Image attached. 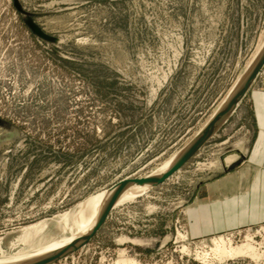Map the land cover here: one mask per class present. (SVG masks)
Returning <instances> with one entry per match:
<instances>
[{"label":"rangeland","instance_id":"374dc122","mask_svg":"<svg viewBox=\"0 0 264 264\" xmlns=\"http://www.w3.org/2000/svg\"><path fill=\"white\" fill-rule=\"evenodd\" d=\"M25 1L61 40L40 42L14 0H0V257L80 235L82 202L166 166L264 42V0ZM255 90H264V66L181 169L117 203L94 237L51 264H264V221L194 238L186 217L198 183L215 176L221 142L253 133ZM219 236L233 246L250 237L259 256L220 258Z\"/></svg>","mask_w":264,"mask_h":264},{"label":"crops","instance_id":"0c3cea01","mask_svg":"<svg viewBox=\"0 0 264 264\" xmlns=\"http://www.w3.org/2000/svg\"><path fill=\"white\" fill-rule=\"evenodd\" d=\"M251 99L253 133L247 131L237 141H231L228 134L219 145L223 150L239 144L246 159L224 172L218 158L210 174L215 176L198 183V196L186 209L191 237L212 236L264 221V90H255Z\"/></svg>","mask_w":264,"mask_h":264},{"label":"bare ground","instance_id":"6f19581e","mask_svg":"<svg viewBox=\"0 0 264 264\" xmlns=\"http://www.w3.org/2000/svg\"><path fill=\"white\" fill-rule=\"evenodd\" d=\"M255 55L256 56H254L255 58L253 59L252 63L250 64V67L248 68L246 74L243 76V78H240V80L236 84V87L234 88L232 93L226 99L223 106L218 111H222L223 108H225L226 106L228 109L232 105L233 102L237 101V98L241 97L242 90L245 87L247 81L251 78V75L257 70L256 68H258V66L260 65V63L262 62V60L264 58V42L261 45L257 54L255 53ZM226 116H227V114L223 117V119L226 118ZM205 133L206 132H203V135ZM200 136H202V134H200L199 137ZM192 143H194V141ZM192 143L187 145L188 147L186 146L184 149H182L181 153L183 151L187 150V148H189L191 145H193ZM176 156H177V154H176ZM174 160H175L174 158L171 159V161H169L166 164V166H163V168H160L158 171L154 172L153 174L158 175V174L165 172L169 168V166L173 163ZM148 188H150V185H147V184L146 185H138V186L135 184H128L124 188V191L121 194V196L119 197V199L117 200L116 204L119 202H124L126 200H132L135 197H137L139 194L146 192ZM111 193H112L111 189L104 190L102 193L96 194L95 196L87 199L86 201L82 202L79 205L81 207L78 208L79 209L78 215H80V211L83 210L85 212V221H87V225H88L81 232L80 235L76 234L74 237L71 236L67 240H66V238H64L62 240L56 239V240H53L51 242H42V243H39L38 246H36L35 248H31L30 250L17 251L16 253L10 254L8 256L3 255L2 257H0V264H25V263L37 262L41 258L48 257V255L60 253L61 249L70 247L71 245H74V244L82 241V239L85 238L90 233V231L93 229V227L96 225V222L98 221L97 219L100 216V214L102 213V211L104 210V208L106 206L105 204L107 203L109 197L111 196ZM69 217L70 216L67 213L65 215L64 221L66 222V219ZM77 217L72 218L73 219L72 221H74L76 223ZM64 221H63V223H64ZM44 226H45L44 224H41V225L37 224V225L28 227L25 231V234L23 235L25 241L33 239L35 237V235H38V233H40L43 230ZM65 226H66V223H65ZM184 233L181 234L182 240L186 239V234H184ZM223 236L213 238V243L216 245V249L218 251L217 252L218 254L217 253L216 254L219 255L220 258H225L228 256L229 257H238V256H242V255L251 256L253 258H256L259 256L258 252L256 251L255 246L251 243L250 237H248L247 241L242 243V245L233 246L230 243L231 239L226 240L225 237H223ZM185 250H187V249H185ZM211 250H213V249H211ZM203 258H204V256H203ZM116 263L117 264H140V263H137L136 261L131 260V259L118 260Z\"/></svg>","mask_w":264,"mask_h":264},{"label":"water","instance_id":"95a60500","mask_svg":"<svg viewBox=\"0 0 264 264\" xmlns=\"http://www.w3.org/2000/svg\"><path fill=\"white\" fill-rule=\"evenodd\" d=\"M14 5L22 13L23 19L25 20L27 26L39 38L40 42H45V43L47 42L50 45L52 43L60 42L61 39L47 32L39 24V22H37V20L34 19L33 16L36 15V13L26 10L21 0H14ZM263 66H264V58L262 62L260 63V65L258 66V68H256L257 70L251 75V78L247 81L245 87L242 90L241 97L237 98V101L233 102L232 105L228 109L226 106L225 108H223L222 111H217L216 115L209 121V123L203 128V130L195 137V139L193 140L194 143H192L193 141L190 142L193 145H191L189 148H187V150L183 151L182 153L180 151L181 154L179 153L180 155L178 154L177 155L178 157L176 156L174 158L175 160L165 172L158 174V175L152 173L147 176L125 177L123 178V180L116 182L114 185H112L109 188L112 191L111 196L109 197L107 203L105 204L106 206L104 210L98 217L97 219L98 221L96 222V225L93 227L90 233L85 238L82 239V241L74 245H71L70 247L61 249L60 253L48 255V257L41 258L37 262L25 263V264H51L55 260L68 255L69 252L75 251L77 248L86 244L92 237L95 236L96 232L105 224V222L107 221L106 219L110 215V212L112 211L113 208L116 207L117 200L119 199V197L124 191V188L128 184H135L137 186L147 184V185H150V187H153L155 185H159V184L166 182L167 179L173 175V173L181 169V167L185 165L200 148L203 147V145L209 140V138L212 137L214 133H216V131L219 130L221 125L229 118V116L231 115L230 113L235 109V107L237 106L241 98L251 88L252 82L255 80L259 72H261ZM226 114H227L226 118L223 119V117ZM3 125H4V122L0 119V126H3ZM203 132H206V133L203 135ZM200 134H202V136L199 137ZM217 155L220 160L222 170L224 172L232 170L233 168L239 166V164L242 163L246 159L245 157L246 155L243 152V150L239 147V144L229 145L223 150L218 151Z\"/></svg>","mask_w":264,"mask_h":264},{"label":"flooded vegetation","instance_id":"af4514ba","mask_svg":"<svg viewBox=\"0 0 264 264\" xmlns=\"http://www.w3.org/2000/svg\"><path fill=\"white\" fill-rule=\"evenodd\" d=\"M29 2L30 1H38V0H28ZM21 2H22V4L24 5V7L26 8V10H28V11H31V12H35L36 13V15H34L33 17H34V19H36V17L38 16V15H41V13H39V12H37V11H35V10H29L28 9V7H27V5H26V1L25 0H21ZM40 6L42 5V4H39ZM34 9H36L35 7H34ZM37 20V19H36ZM37 22H39L38 20H37ZM40 24V23H39Z\"/></svg>","mask_w":264,"mask_h":264}]
</instances>
